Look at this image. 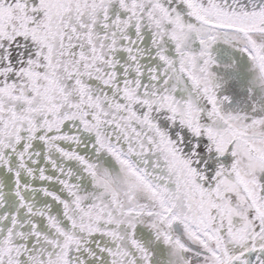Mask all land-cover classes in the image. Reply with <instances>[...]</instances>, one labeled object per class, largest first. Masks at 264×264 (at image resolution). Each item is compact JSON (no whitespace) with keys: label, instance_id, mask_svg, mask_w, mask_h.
I'll list each match as a JSON object with an SVG mask.
<instances>
[{"label":"snow or ice","instance_id":"snow-or-ice-1","mask_svg":"<svg viewBox=\"0 0 264 264\" xmlns=\"http://www.w3.org/2000/svg\"><path fill=\"white\" fill-rule=\"evenodd\" d=\"M0 264H264V0H0Z\"/></svg>","mask_w":264,"mask_h":264}]
</instances>
